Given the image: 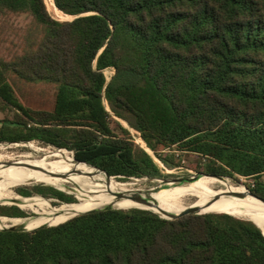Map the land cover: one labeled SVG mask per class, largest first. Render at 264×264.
<instances>
[{"label": "trees", "instance_id": "obj_1", "mask_svg": "<svg viewBox=\"0 0 264 264\" xmlns=\"http://www.w3.org/2000/svg\"><path fill=\"white\" fill-rule=\"evenodd\" d=\"M53 2L75 19H53L45 0H0V44L11 17L31 20L16 52L0 54V144L73 152L115 182L165 180L155 159L175 169L193 158L198 175L251 180L228 181L264 199V0ZM40 82L58 85L51 110L16 95ZM15 196L81 206L43 184ZM207 213L167 220L125 207L0 231V264H264V233L248 213ZM0 217L29 219L17 207Z\"/></svg>", "mask_w": 264, "mask_h": 264}, {"label": "rangeland", "instance_id": "obj_2", "mask_svg": "<svg viewBox=\"0 0 264 264\" xmlns=\"http://www.w3.org/2000/svg\"><path fill=\"white\" fill-rule=\"evenodd\" d=\"M45 3L53 19L60 21V22H68V21H73L75 19V17L73 16H68L58 11V9L52 4L54 3L53 0H45ZM30 21H31L30 18H28L27 16H21V17L13 16L9 19V24L6 27L5 34H4L5 35L4 38H6L8 41L7 43L0 44V54L7 55L9 53L16 52V48L13 46V43L20 44L21 41H19V38L24 36V34L26 33L27 28L30 25ZM18 35L21 37H18ZM112 75H113L112 70L106 71V76L109 80ZM57 89H58L57 84L40 82L37 84L19 83L15 90H16V95L18 96V98L24 105L34 108V109L51 110L55 105V97H56ZM10 117H12V115ZM132 133L135 137L136 143L142 146L143 148H146L145 143L140 139L139 135L136 134L135 132H132ZM58 150L60 149H56L51 146L46 147L39 142L0 144V181L6 176L7 172H9L11 169L26 168V167L35 166L38 164H61L65 161V159H69L73 162H76L70 157V155L74 157L73 152H69L66 150L68 153H70L69 155L65 151H58ZM155 160H156V163L159 165L160 169L162 170L163 175L166 176L165 180H168V183H165L164 180H156V179L151 180L149 178L133 179L129 182H120L114 178L117 182L125 183V184H119L111 178H106L107 182L110 184L111 189H113L114 191H118V190L132 191V190H142V189L152 190L155 188L160 189V188H163L166 184L172 183L174 180H187V179H192L195 177H199L197 180H195L198 183V187L203 190L210 191V192L226 190L230 188L231 186H229V181H231L233 184L237 186L244 185L247 187V185L252 184L251 180H247L245 178H240L239 181H235V180L228 179V178H225L223 180V179H218L214 177L198 175L191 169V164H193V161H194L193 158H189L187 160L185 159L183 162V167L175 168V169L167 168L157 159ZM8 162H21V163H19V165H13V166L7 167L4 164ZM46 172L51 175H55V176L61 174L51 169H47ZM61 175L65 177L64 182L61 184V186H58V187L54 186V187L64 191V193L67 195L73 196L76 200H78L80 205L83 206L84 203L81 202L75 195L71 193V189L79 188L81 187V184L78 182L72 181L71 175L68 173H62ZM137 180H141V181H137ZM142 181H145V183H142ZM42 184L47 185V186H52V185L47 184L46 182L37 181L32 178L30 179L26 178L25 180H23L22 182L18 184L10 185V186L0 189V207H7V208L17 207L23 212H25L29 218L25 221L0 219L1 220L0 225H15L16 224L17 227H21L23 226L24 222L30 219H34V217L49 211V210L44 209V204L41 202L21 200L15 196L16 190L18 188L37 186V185H42ZM240 187H243V186H240ZM35 197L42 198L40 196H34L31 198H35ZM42 199H45V198H42ZM200 199L201 197H195L189 194H184L182 196L175 197L174 199L166 202L163 205L164 207L168 209L175 210V211H181L195 204ZM16 203L22 204L25 208L31 211L23 210L17 205H8V204H16ZM56 203H59V202H56ZM123 207L125 206H119L117 208H123ZM141 210H149V209H141ZM234 210L235 209L227 210V212H231ZM71 211H69L68 215H63V216L50 215L48 216L47 219L56 218V219L63 220L66 218V216H69L71 214ZM262 221H263L262 228H264V216L262 218ZM44 225H49V224H44V223L39 224L36 226V228H39V226L41 227ZM51 225H57V224H51Z\"/></svg>", "mask_w": 264, "mask_h": 264}, {"label": "bare ground", "instance_id": "obj_3", "mask_svg": "<svg viewBox=\"0 0 264 264\" xmlns=\"http://www.w3.org/2000/svg\"><path fill=\"white\" fill-rule=\"evenodd\" d=\"M54 5V3H52ZM55 6V5H54ZM59 11V10H58ZM80 163L73 162L69 159L61 164H38L26 168L11 169L7 172L6 176L0 181V189L15 185L26 178L35 179L37 181L46 182L52 186H61L65 177L62 173H68L71 175L72 181L81 184V187L71 189V193L75 195L83 206H71L62 205L59 208L49 210L41 215H38L34 219H30L23 223V226L17 227V225H0V229L5 228H25L27 230L36 229L39 224H62L71 218L80 215L82 213L103 209L106 207L117 208L119 206L150 209L156 212L163 210L169 214H179L187 208H198L202 213L213 211H227L235 209L234 211L243 210L249 214L251 219L262 229V218L264 216V208L260 204L250 197L249 190L245 187H230L226 190L219 191H206L198 187L197 181L191 183H169L161 191L155 190H118L111 189L110 184L106 178H103L95 173L90 172L82 167ZM47 169L54 170L61 173L60 175H51L46 172ZM22 170V171H21ZM11 172V173H10ZM5 181V182H4ZM201 182V181H200ZM199 182V183H200ZM63 186V185H62ZM127 194V199H119L118 194ZM139 193L142 198L147 199L149 202L131 200L129 197ZM189 194L195 197H201V199L195 204L181 210L175 211L164 207L163 204L174 199L177 196ZM237 194V196H231ZM123 207V208H125ZM73 209V210H72ZM72 210V211H71ZM65 219L60 220L56 218L47 219L50 215H68ZM1 221V220H0ZM55 226V225H53ZM40 227V226H39Z\"/></svg>", "mask_w": 264, "mask_h": 264}, {"label": "water", "instance_id": "obj_4", "mask_svg": "<svg viewBox=\"0 0 264 264\" xmlns=\"http://www.w3.org/2000/svg\"><path fill=\"white\" fill-rule=\"evenodd\" d=\"M76 160V159H75ZM76 162L77 163H81V164H85V165H87V166H89V167H91V168H94V167H92V166H90V165H88V164H86V163H82V162H80V161H78V160H76ZM19 163H21V162H8V163H5L4 165L5 166H7V167H10V166H13V165H19ZM94 169H96V170H98V171H100V172H103V171H101V170H99V169H97V168H94ZM106 176H107V178H113V177H110L107 173H105V172H103ZM209 177H211V176H209ZM199 177H195V178H192V179H187V180H174L173 182L174 183H191V182H194L195 180H197ZM214 178H218V179H225V178H221V177H214ZM164 182L165 183H168V180H164ZM54 187V186H53ZM54 188H56V187H54ZM56 189H58V188H56ZM58 190H60V189H58ZM152 190H155V191H157V192H159V191H161L159 188H155V189H152ZM249 190V189H248ZM60 191H62V190H60ZM151 191V190H150ZM62 192H64V191H62ZM249 195H250V197L251 198H253L255 201H257L259 204H260V206L261 207H263L264 208V199H261V198H259V197H257L255 194H253L250 190H249ZM231 196H237V194H233V195H231ZM118 198L121 200V199H127V194H118ZM131 200H135V201H142V202H145V203H148L149 201L147 200V199H145V198H142L141 197V195L139 194V193H137V194H134V195H132V196H130L129 197ZM47 201H49L50 203H51V205L53 206V207H56L55 205H54V203L55 202H59V201H57V200H50V199H46ZM62 204H66V203H62ZM67 205H69V204H67ZM110 209H118V208H114V207H111V206H109V207H106V208H103V209H97V210H92V211H88V212H85V213H82V214H80V215H77V216H75V217H78V216H81V215H83V214H87V213H90V212H96V211H103V210H110ZM137 209H142V208H137ZM150 210V209H149ZM152 212H154V213H156V214H158L160 217H162V218H164V219H167V220H177V219H180V218H182V217H184V216H188V215H204V214H210V213H202L198 208H192V207H190V208H187L186 210H184L183 212H181V213H179V214H169V213H167V212H164L163 210H161V211H159V212H156V211H153V210H151ZM263 214H264V212H263ZM228 215H231V214H228ZM231 216H233V215H231ZM75 217H73V218H75ZM1 218V217H0ZM73 218H71V219H73ZM9 219H13V218H9ZM246 220H248V219H246ZM69 221V220H68ZM250 221H252V220H250ZM67 222V221H66ZM252 222H254V221H252ZM65 223V222H64ZM255 223V222H254ZM256 224V223H255ZM60 225V224H59ZM257 225V224H256ZM46 226H48V227H51V226H53V225H44V226H41V227H46ZM55 226H57V225H55ZM258 226V225H257ZM41 227H39V228H41ZM259 227V226H258ZM39 228H36V229H39ZM260 228V227H259ZM36 229H33V230H36ZM261 229V228H260ZM5 230H11V231H19V232H24V231H33V230H27V229H25V228H5V229H0V231H5ZM262 230V229H261ZM264 233V232H263Z\"/></svg>", "mask_w": 264, "mask_h": 264}, {"label": "crops", "instance_id": "obj_5", "mask_svg": "<svg viewBox=\"0 0 264 264\" xmlns=\"http://www.w3.org/2000/svg\"><path fill=\"white\" fill-rule=\"evenodd\" d=\"M5 119V115L0 112V129L2 128V121Z\"/></svg>", "mask_w": 264, "mask_h": 264}]
</instances>
